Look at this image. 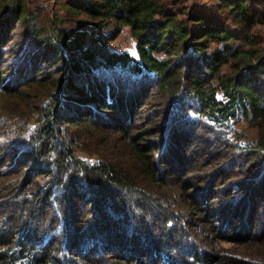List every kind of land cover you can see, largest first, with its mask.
Returning a JSON list of instances; mask_svg holds the SVG:
<instances>
[{"label":"trees","instance_id":"1","mask_svg":"<svg viewBox=\"0 0 264 264\" xmlns=\"http://www.w3.org/2000/svg\"><path fill=\"white\" fill-rule=\"evenodd\" d=\"M182 1L67 0L69 15L49 27L37 23L31 0H0V34L7 24L24 33L17 56L38 49L57 58L52 71L15 89L1 80L12 73L0 76V115L17 119V130L7 122L0 129L10 146H0V202L25 197L9 221L38 218L24 223L29 238L0 228V264H264V230L237 238L241 226L228 234L233 222L221 218L264 216V38L255 32L264 27V0H210L213 17ZM124 28L134 53L108 47ZM0 52L18 59L12 48ZM10 95L25 105L7 108ZM182 117L185 132L203 127L226 150L205 143L199 154L182 151ZM171 147L198 156L182 162L181 176L164 159ZM198 174L219 180L218 198L201 197L212 186L188 181ZM155 229L161 234L151 239ZM178 239L195 248L176 250ZM115 241L128 249L105 250Z\"/></svg>","mask_w":264,"mask_h":264},{"label":"rangeland","instance_id":"2","mask_svg":"<svg viewBox=\"0 0 264 264\" xmlns=\"http://www.w3.org/2000/svg\"><path fill=\"white\" fill-rule=\"evenodd\" d=\"M66 2H67V0H31L30 9L32 12L35 13V15H36L35 19H36L37 23L46 24L50 27V24L52 23V21L58 20L60 15H67V16L69 15V13L66 11V7L64 6L66 4ZM179 4H183L184 7L188 8V10H192L194 8H200L202 10L201 14H203V15L210 14L213 17L214 15H216V13H218L216 8L213 6V4L210 0H183ZM69 22L71 24V21H69ZM28 26L29 25H27L26 27H28ZM5 27H7L6 32L2 35L0 34V48H2V50H5V48H12L13 53L15 54V56H17L16 48H15V40L21 39L22 36L24 37V33L23 34L21 33V27L12 29V31L10 30V27H8V24L5 25ZM0 32H1V29H0ZM255 32L258 34H262V37L264 38V27L255 29ZM108 47L112 51H119V52L120 51H129L131 53H134L135 52V40L133 39L132 35L130 34L129 29L124 28L117 37L110 40V42L108 43ZM40 52H41V50L35 49L34 54L29 59H27V56L24 57L23 54H20L19 56H17V58H18L17 60L15 57L10 58L9 54H6L4 52H0V76H2V74H5V75L9 74V73L13 74L12 76L10 74L6 77L3 76L4 79H1V80H4V82L7 83L8 86L15 89V88L19 87V83H20L21 79H24L27 77L32 78L33 76L40 75V74H42L41 70H47L49 72L52 71L50 66H51V64L52 65L55 64L53 59L57 60V58H55V57L50 58L49 56H47L44 53L40 54ZM39 54H40V56H39ZM14 62H15V65H14ZM3 77H1V78H3ZM115 77H123V74L117 75ZM112 81L114 82V80H112ZM118 87H119V85H118ZM122 91H125V86H122ZM12 102L15 104L16 107H18L20 105H25L24 104L25 100L19 99L16 96H11L8 98V101H4L5 106L7 108L12 107ZM70 112L72 113V110ZM148 115H151V113L143 112V113H139L138 117L142 118V117L148 116ZM2 116H4V115H2V114L0 115V129H2L3 126L5 125V123L7 122L9 125H12V127H10V129L13 128L14 130H17L15 128V126H17V119L15 117H11V118H9V120H7L6 118L3 119ZM184 120L185 119L182 117V119L179 120L180 122L176 125V126L179 125V126L184 128L183 133H177L176 132V135H180V136L185 135L184 139L182 141H180V143L177 142V144H176L177 146L180 145L182 151H186L185 147H189V148H192L193 150L195 149L197 151L196 154H199L201 151L200 149L202 148L203 144H205V143L207 145H210L209 149H207L209 152L214 150V153H218V152H222V150H224V151L226 150L225 148L220 147V145L218 143L215 144L212 141L214 139L213 135L211 138H208L209 137L208 135H204L203 133H206V131L204 130L203 127L200 129H196L197 127H195L193 129V131L185 132L186 126H189V123L187 121H184ZM240 124H239L240 127L246 126V122L244 120L241 121ZM172 130H173V128H172ZM209 131H207V132H209ZM59 137H60V141H65V139H67V137L64 135H61V136L59 135ZM196 138H199V139H196ZM203 138H205V139H203ZM0 146H3L4 150H6L7 152L10 149L9 142L7 143L5 141H0ZM178 148H177V150L174 149L173 147L168 148V150L164 152L163 156H164V159L166 161H168V163L174 164V172H179L178 174L180 175V173H181L180 170L183 168V167L180 168L182 165V162L185 161V159H187L186 160L187 164H190V162L194 158H197L198 156L189 155V156L185 157L182 154L181 150ZM10 151L12 153L18 152V150L13 148V147ZM226 152H229V151H226ZM32 153H33L32 155H30V153L27 154L25 159L26 158H29V159L36 158V154L34 152H32ZM187 153H189V152H186V154ZM234 153L235 152H233V154ZM246 158H248L249 161H253V160L257 159V157H255L254 155H248ZM18 160H20V159H18ZM259 162L260 161H257L256 164H258V166L260 168V166H262V165L259 164ZM200 171H204L203 173H207L208 170L204 169V170L198 171L194 168L193 170H191L189 172L192 174L194 172L201 173ZM231 172H232L231 170L225 171V172H222V174L227 175V174H230ZM186 178H189V175H187ZM208 178L211 179L210 180L211 181L210 186H212V187H209L208 188L209 191L206 190V191L200 193V195L202 198H204V197L210 198V199H212L214 197L218 198L219 192L222 188L219 187V185L215 183V182L219 181L217 178L207 177L206 174L205 175L203 174V176L201 177L200 174H198L196 176L192 175L188 181L190 183L197 182V184L200 185L202 182H204V179H208ZM255 188H256V185H254L251 190H254ZM25 199H26L25 197H22L21 199H18L17 201H14V202H7V203L6 202L5 203L0 202V228L2 227L3 231L11 230V231H13V233H18V237L20 240L23 239L24 237L29 238V233H31L29 230H26V229H30L31 227L27 224H24V223H28L29 221L30 222L36 221L38 219L37 217H33V218H31V220L17 221V223H15L16 220H14V219H11V221H9L10 216L11 217H17L20 215V213L23 210V201ZM223 203L226 204L225 202H223ZM220 204L222 205V203H220ZM223 206L225 207L226 205H223ZM35 213H36V210L33 209L32 211H30L29 214L33 215ZM253 215L255 216L256 214H253ZM249 216H251V212L249 213L247 220H245V213L239 214V215H238V213H236L235 215H232L226 211V212L222 213L221 218L223 217L222 220H229L230 222H233V225H231V227L227 228V230H229L228 234H232V232H233L232 228L236 229L237 228L236 226H241L240 230L234 235L237 238H241L245 235L251 234V232L258 233V228L256 226H259L262 228L261 232H263V230H264V216H258L256 220H253V219L250 220ZM104 221L106 222L105 224H107V221L106 220H104ZM249 222H251L252 226H254V228H255L254 230H252L251 228H250V230L247 229L246 223H249ZM17 224H19V225L16 226ZM132 227L134 228L133 229L134 232H136V234L141 238V240H143V242H145V240H146V242L148 241V239H147L148 235L143 239V236L141 234L140 229H138L136 226H132ZM130 230H132L131 227L129 228V230L127 232L129 233ZM133 234L135 235V233H133ZM153 234L154 235L155 234H161V231L159 229H155L153 231V233L151 234V239L153 238ZM63 239H64V235L59 234L58 241L62 242ZM70 239L71 238L69 236V240ZM102 242L104 243V245L107 244L105 240L104 241L102 240ZM127 243L128 242L122 243L121 241L117 243V241H115L109 245H106L105 250L108 247H111L113 245L112 248L114 250L121 251L124 247H126V248L128 247ZM222 244L225 247H228L231 245L230 242H223ZM174 248L176 250L189 252V251H192L195 248V246L188 239H178L177 245ZM174 248H171V249H174Z\"/></svg>","mask_w":264,"mask_h":264}]
</instances>
